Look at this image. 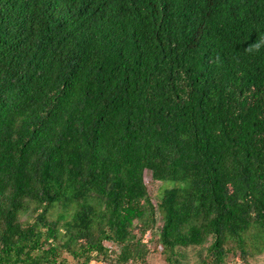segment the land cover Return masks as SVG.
Returning <instances> with one entry per match:
<instances>
[{"label": "trees", "instance_id": "16d2710c", "mask_svg": "<svg viewBox=\"0 0 264 264\" xmlns=\"http://www.w3.org/2000/svg\"><path fill=\"white\" fill-rule=\"evenodd\" d=\"M154 253H264V0H0V264Z\"/></svg>", "mask_w": 264, "mask_h": 264}, {"label": "rangeland", "instance_id": "374dc122", "mask_svg": "<svg viewBox=\"0 0 264 264\" xmlns=\"http://www.w3.org/2000/svg\"><path fill=\"white\" fill-rule=\"evenodd\" d=\"M145 180L148 184L149 191L152 196L158 195V191L163 188V184L160 181H156L153 179L152 172L147 170L145 172ZM233 257L230 259L232 260ZM73 262V261H72ZM71 262V264H72ZM253 264H264V253L257 255L251 259ZM151 264H168L165 257L161 253H154L151 258Z\"/></svg>", "mask_w": 264, "mask_h": 264}]
</instances>
